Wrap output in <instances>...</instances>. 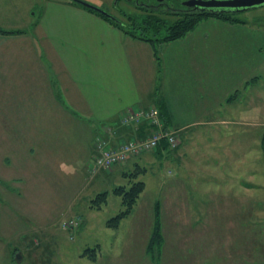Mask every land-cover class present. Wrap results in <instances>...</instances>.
Masks as SVG:
<instances>
[{"label": "rangeland", "instance_id": "rangeland-1", "mask_svg": "<svg viewBox=\"0 0 264 264\" xmlns=\"http://www.w3.org/2000/svg\"><path fill=\"white\" fill-rule=\"evenodd\" d=\"M83 1L123 19L125 17L120 12L121 9L128 14L138 10L134 0ZM45 3L46 0H0V51L9 54L16 50L32 48L34 35L29 33L34 32ZM173 5L176 8L181 7L180 0H175ZM165 10L164 13L160 11L161 16L171 21L179 17L178 14L166 13ZM229 15L231 18L228 20L205 15L189 32H193L195 36L206 31L214 35H224V44L228 49L236 47L244 49L246 53L244 52L242 61L249 58L248 50L252 52L251 49H256L254 54L257 56V65L254 74L259 76L255 89L256 102L247 106L246 103L244 106L242 104L231 106V108L237 106L234 113L236 117L239 116L240 122L230 121L228 125H224L218 120L217 113H206L211 120L190 121L191 124L185 131L164 126L158 113L162 128L174 132L179 138L178 146L182 145L184 139L187 141V145L185 143L183 145L185 148L188 146L183 158H173L171 155V148H177L176 156H180V147L168 146V157L155 150L145 151L131 156L124 167L113 166L112 169L116 168L115 171L95 170L91 165L93 160L89 158L87 161L90 164L85 170L82 169L84 163L82 164L80 158L82 157L80 151L83 150L81 147L84 145L83 128L74 121L53 122L51 140L49 137L41 136L26 137L23 142L25 146L21 144L22 148L34 144L39 152L34 162L25 153L20 156L22 154L16 147L21 143V138L13 139L12 130L7 136L1 135L0 131V195L2 194L0 204H5V208L0 210V242L5 243L0 248L2 264H80L82 261H79V255L88 247L97 248L98 243L132 240L130 238L138 235L132 231L135 223L152 225L156 202L160 203V217L163 219L164 230L162 233L166 240H184L193 236L213 244L224 241L234 244L244 242V264H264V158L261 149L264 129V5L246 11L232 12ZM210 19L220 20V23H224V29H220L222 25L208 23ZM12 30L14 33H10ZM241 34H244L245 39L236 40ZM213 44L217 49L221 48L223 42L213 40ZM40 48L41 45L37 43V49ZM23 58L20 60L28 59ZM3 59L12 58L0 57V61ZM2 72L0 69L1 74ZM15 93L17 94L18 90L14 88L0 89V108L4 101L6 109L13 111ZM211 94L213 101L221 100L218 90L212 89ZM211 109L214 112L221 109L220 104H214ZM0 117L3 119L1 111ZM142 121L151 124L146 119L127 124L139 125ZM67 123L75 126L69 129L70 125ZM43 125L44 122H37L38 133H44ZM225 130L226 133H230L227 141H224ZM188 132L191 134L187 136ZM151 134L149 131L147 136ZM147 136L134 135L126 141ZM18 139L20 142H17ZM224 142H237L240 144V150L224 153V149L231 147L221 146L220 144ZM60 146L66 150L67 161L50 166L53 167V171L48 175L45 171H39V166L45 167L43 165L45 161L41 160L42 152ZM240 155L243 156L244 163H239ZM6 156L11 159L10 165L5 160ZM237 160H240L238 163L243 169L234 168L231 171L229 168L225 169L228 164L235 166ZM179 161L184 166L179 168L177 164ZM136 170H139V174L135 178L130 173ZM125 173L130 175L125 176ZM228 173L230 175L226 177ZM9 177H22V184L17 186L18 181L15 183L7 180ZM214 179L219 180V183L225 181L215 185L212 182ZM134 180L144 181L145 189L140 194L132 213L121 220L119 229L105 226L108 219L125 208L122 196L114 193L113 189L118 186L130 188ZM18 187L25 191L21 198ZM104 191L109 193L108 200L101 208H96L93 200ZM178 194H195L196 197L224 194L225 198L222 201L217 199L208 203L212 205L211 213L205 210L207 205L202 206L198 200L200 208L196 211L201 212L200 216L196 211L192 212L194 202L184 201L186 210L189 208L188 203L191 204L190 210H182L178 215L174 212L178 201L173 200ZM72 218L85 220L75 234L63 228V223ZM198 220L202 223L196 224ZM189 229L195 232H187ZM148 234L151 240L153 233ZM225 247L214 249V252L224 254L223 264L231 257V251H234Z\"/></svg>", "mask_w": 264, "mask_h": 264}, {"label": "crops", "instance_id": "crops-1", "mask_svg": "<svg viewBox=\"0 0 264 264\" xmlns=\"http://www.w3.org/2000/svg\"><path fill=\"white\" fill-rule=\"evenodd\" d=\"M37 22L34 32L29 33L34 35L32 48L9 54L0 51V57L12 58L0 61V69L3 71L0 73V89L18 90L12 102L13 111L6 109L2 101L1 135L7 136L12 130L13 139L21 138V143L16 147L22 154L20 156L25 153L33 162L39 154L36 146L32 144L22 148L21 144L25 146L23 142L26 137L41 136L51 140L53 122L74 121L83 128L84 145L81 147L83 150L80 151V158L84 163L82 169L87 170L90 164L87 160H93L97 153L96 139L99 137L116 147L129 137H145L151 131L152 127L146 121L139 125L123 123L122 117L126 112L155 106L164 126L185 131L190 121L211 120L206 113H217L218 120L224 125L230 121L240 122L241 119L234 113L237 106H231H244L245 103L247 106L256 102L255 89L259 81V76L254 74L257 65V56L254 54L256 49H251L252 52L248 50L249 58L242 61L244 49H228L224 44V35L206 31L195 36L189 32L180 39L154 44L132 37L95 13L64 0H46ZM208 23L222 25L220 29H224V23H220V20L210 19ZM237 38L245 39L244 34ZM213 40L222 41L221 48L216 49ZM37 43L41 45L40 49H37ZM21 57L28 59L20 60ZM212 89L218 90L221 100L213 101ZM214 104H220L221 109L212 111ZM37 122H44V133H38ZM69 125V129L75 126ZM226 131L224 141L230 135ZM190 134L188 132L187 136ZM184 140L178 146L181 149L180 156H176L177 148H171L173 158L184 157L188 148L183 147L184 143L187 145ZM220 145L231 146L227 151L224 149V153L240 150L237 142H224ZM160 149L157 150L159 154L169 156L168 148L163 146ZM77 151L79 153V148ZM42 155L45 167L39 166L38 170L45 171L47 175L53 171L50 166L67 161L63 146L52 147L42 152ZM243 159L240 155L241 162L237 160L235 166L228 164L225 169H243L239 164L244 163ZM5 160L10 165L11 159L8 156ZM128 161L122 166L127 165ZM177 164L179 168L184 166L180 161ZM112 168L108 170L115 171L116 168ZM228 175L230 173L226 177ZM7 180L15 183L18 181L17 186L22 184V177H9ZM224 181L219 183L217 179L212 180L215 185ZM18 191L21 198L24 190L19 188ZM174 197L173 200L178 201L174 212L178 215L186 210L184 201L194 202V212L200 208L197 204L199 200L202 206L207 205L205 210L211 213L212 205L208 203L225 198L224 194L197 197L195 194H178ZM4 206V203L0 204L1 211ZM188 207H191L190 203ZM197 213L201 215L200 211ZM195 223L202 222L198 220ZM153 227L154 219L150 226L135 223L132 231L138 235L130 238L132 240L98 243L96 259L84 255L83 251L79 255V261H82L80 264H223L224 254L214 252V249L225 246V249L234 250L231 251V257H227L231 262L227 260L225 264H244V242L234 244L224 241L213 244L193 236L184 240L164 238L160 252L152 255L148 246V232L152 233ZM187 232L195 231L189 229ZM4 244L0 242V248Z\"/></svg>", "mask_w": 264, "mask_h": 264}, {"label": "trees", "instance_id": "trees-1", "mask_svg": "<svg viewBox=\"0 0 264 264\" xmlns=\"http://www.w3.org/2000/svg\"><path fill=\"white\" fill-rule=\"evenodd\" d=\"M177 1V0H176ZM183 1V0H182ZM182 1L180 0L181 7L176 8L174 5H170L167 7H162L163 9L149 7L144 4H137V12L128 14L124 12L122 9L120 12L125 17L120 18L118 16L108 17L103 15L102 13L96 12L95 10L84 6L78 2L69 0V2L73 3L74 5L80 6L82 8H85L89 10L92 13H95L96 15L102 17L103 19L107 20L110 24L118 27L120 30H122L124 33L135 37L137 39H141L144 41H149L154 44L166 42V41H174L177 39L182 38L185 36L189 31H191L196 24L199 22V20L204 17L205 15H212L220 18H225L226 20L230 19L231 16L229 13H223V14H210L208 12H195V11H186L184 10L182 6ZM183 8V9H182ZM164 9H166V13H174L178 14V18L175 21H171L167 19L164 16H161V12L164 13ZM161 11V12H160ZM1 32H7L4 30H1ZM10 33H14V31H10ZM157 108V107H156ZM158 109V108H157ZM159 112V111H158ZM152 127L151 132L156 129L157 127L150 124ZM148 137V136H147ZM168 148L169 150V143L166 139H162L157 146L155 151L159 150L160 148ZM169 146V147H168ZM261 149L263 152V158H264V129L261 136ZM161 150V149H160ZM98 153V150H97ZM96 153V154H97ZM95 154V155H96ZM140 167V166H138ZM107 169V168H100V171ZM99 170V169H98ZM135 178L139 174V170L134 171L133 173H130ZM129 173H125V176L130 175ZM145 189V182L142 180L139 181H133L130 188H126V186H118L113 189V192L116 194H119L123 198V204L125 208L116 216L108 219L106 221L107 227L111 228H118L120 226V222L123 218L129 216L134 206L136 205L138 198L140 194ZM108 191H104L99 193L96 198L93 200V204L96 208H101L104 203L108 200ZM154 229L152 238L150 240L149 244V250L151 251L152 255L155 254V252H160L161 243L164 240V236L162 233V220L160 215V203H155L154 206ZM83 221L80 223L79 227H77L75 230H70L72 233L75 234L78 228L82 225ZM98 251L97 248H90L84 250V255H88L90 258L96 259Z\"/></svg>", "mask_w": 264, "mask_h": 264}, {"label": "built area", "instance_id": "built-area-1", "mask_svg": "<svg viewBox=\"0 0 264 264\" xmlns=\"http://www.w3.org/2000/svg\"><path fill=\"white\" fill-rule=\"evenodd\" d=\"M158 113V109L153 106L149 107L146 110L124 113L123 123H133L146 119L157 128L154 129L152 131V134L146 138H132L131 140H125L116 147L110 146L105 140L99 137L96 142L98 153L94 156L92 163L94 169H108L112 168L115 165H122L131 156L156 149L163 138L168 141L171 147L178 146L180 144L179 138L175 135L174 132H170L162 128L160 120L158 118ZM81 222V219L72 218L63 223V228L69 231L75 230L77 227H79Z\"/></svg>", "mask_w": 264, "mask_h": 264}, {"label": "water", "instance_id": "water-1", "mask_svg": "<svg viewBox=\"0 0 264 264\" xmlns=\"http://www.w3.org/2000/svg\"><path fill=\"white\" fill-rule=\"evenodd\" d=\"M78 2L84 6H87L96 12L102 13L105 16L113 17L112 14L106 10L92 5L83 0H72ZM185 5L191 7L202 8L199 12H208L210 14H223L232 13L239 11H246L248 9L264 5V0H187L184 2Z\"/></svg>", "mask_w": 264, "mask_h": 264}, {"label": "flooded vegetation", "instance_id": "flooded-vegetation-1", "mask_svg": "<svg viewBox=\"0 0 264 264\" xmlns=\"http://www.w3.org/2000/svg\"><path fill=\"white\" fill-rule=\"evenodd\" d=\"M135 3L137 4H144V5H147L149 7H154V8H161L162 7H167L171 4V6L173 5V3H175V0H134ZM187 1V0H183L182 1V6L184 8V10L186 9L187 11H195V12H199V11H202V8H199V7H191V6H188V5H185L184 2ZM170 6V7H171ZM182 8V9H183Z\"/></svg>", "mask_w": 264, "mask_h": 264}]
</instances>
